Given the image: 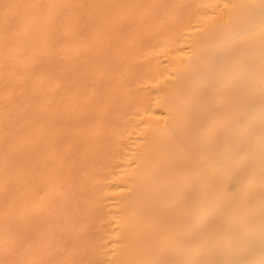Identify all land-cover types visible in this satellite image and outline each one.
I'll return each mask as SVG.
<instances>
[{
	"label": "bare ground",
	"instance_id": "bare-ground-1",
	"mask_svg": "<svg viewBox=\"0 0 264 264\" xmlns=\"http://www.w3.org/2000/svg\"><path fill=\"white\" fill-rule=\"evenodd\" d=\"M0 261L264 264V0H0Z\"/></svg>",
	"mask_w": 264,
	"mask_h": 264
},
{
	"label": "snow or ice",
	"instance_id": "snow-or-ice-1",
	"mask_svg": "<svg viewBox=\"0 0 264 264\" xmlns=\"http://www.w3.org/2000/svg\"><path fill=\"white\" fill-rule=\"evenodd\" d=\"M0 264H10V262H7V261H0Z\"/></svg>",
	"mask_w": 264,
	"mask_h": 264
}]
</instances>
